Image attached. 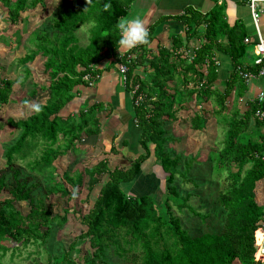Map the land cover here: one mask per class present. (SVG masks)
I'll list each match as a JSON object with an SVG mask.
<instances>
[{
  "label": "trees",
  "instance_id": "1",
  "mask_svg": "<svg viewBox=\"0 0 264 264\" xmlns=\"http://www.w3.org/2000/svg\"><path fill=\"white\" fill-rule=\"evenodd\" d=\"M45 1L0 0V5L9 24H16L21 19L24 21L22 13L33 10L38 4L44 7ZM132 1L60 0L48 14L50 19L42 22V29L36 30V27L28 35L30 46L25 44V53L19 58L23 65V80L30 74L26 64L35 56H41L47 82L32 84L29 96L33 97L38 92L37 87L47 93L45 101L39 102L41 111L36 112L31 107L24 118L6 121L11 127L10 138H14L3 143L4 163L0 165L1 254L9 249L2 243L4 239L19 245L38 240L42 243L52 230L66 222L69 209L64 208L61 216L53 214L50 195L71 200L85 189L88 199L94 186L101 182L91 206L84 214L77 213L76 216L85 227L77 239L88 241L93 249L91 259H85L89 264H109L108 253L124 264H233L235 260L239 264H258L253 259L254 231L260 222H264V206L255 199V185L264 179V133L261 129L264 122L254 115L258 107L256 103L249 104L244 110L236 104L245 89V81L236 68L246 67L247 46L243 43L246 30L239 22L229 25L217 10L205 16L188 10L185 15L187 41L196 35L198 25L205 23L204 42L197 49H189L187 41L183 43L179 34H173L169 47L159 45L149 54L153 39L150 28L146 43L128 51H119V31L115 25L127 14ZM105 4L109 5L107 9ZM90 21H94V27L88 28L89 41L80 47L74 32ZM219 38L226 41L221 43ZM192 49L195 55L189 60L187 52ZM215 50L226 53L230 58L231 72L218 82L220 87L214 84L217 73ZM120 54L134 56L128 64L124 87L130 92L131 86L137 84V89L130 95L142 152L128 166L110 164L102 158L92 167L75 171L73 175L66 170L48 184L46 174L56 173L53 165L56 158L67 153L77 157L81 136L101 132L97 114L104 108L111 109V103H90L87 97L81 96L79 87L89 88L88 81L84 79L86 74L94 83L103 70L114 65L116 68ZM103 59H110L109 64L104 68L97 67ZM145 62L152 70L148 80L134 71ZM204 66L206 75L202 72ZM247 69L252 68L248 65ZM202 79L204 81L200 84ZM14 84V78L0 80V105L14 101ZM232 90H235V97L229 106ZM140 94L143 99L135 105ZM193 94L212 101L215 107L213 116L222 128L223 140L222 146L210 152L209 157L214 174L225 173V183L216 199L224 213L223 226L218 232L206 231L197 235H190L183 229L180 218L170 209L171 199L176 193L175 187L170 185L176 174L187 180L191 160H184V171L178 168L181 155L166 149V143L173 138L165 129L168 119L177 120L176 115L186 98ZM21 102L28 101L22 98ZM205 120L198 111L189 118V125L199 130L204 127ZM39 144H42L39 157L26 161L24 165L19 163ZM152 152L169 184L165 190L164 206L156 205L151 195L130 196L122 188L124 183L132 181L141 172V164ZM186 200L180 199L175 204L181 209ZM16 202H25L28 210L22 213L15 206ZM192 215H201L205 219V215L197 211ZM18 244L11 249H16ZM74 244L75 241L70 242L67 249L53 256L52 264H78L69 256Z\"/></svg>",
  "mask_w": 264,
  "mask_h": 264
},
{
  "label": "rangeland",
  "instance_id": "2",
  "mask_svg": "<svg viewBox=\"0 0 264 264\" xmlns=\"http://www.w3.org/2000/svg\"><path fill=\"white\" fill-rule=\"evenodd\" d=\"M60 0H46L45 6L42 7L39 4L31 11L22 13L21 22L16 24H9V21L5 17V10L0 5V80L5 78H14L15 84L13 85V102L0 105V165L4 163L3 158V143L13 141L10 138L9 130L11 127L7 125V119L14 120L24 118L31 111V107L34 103H42L45 101L46 92L39 90L33 97L29 96V91L32 88V84H45L47 77L43 71L42 63L44 58L37 55L35 58L26 64L29 67L30 74L24 80L23 65L19 62V58L25 53L24 46L27 43L28 35L36 27L42 29V22H46L50 19L49 15L51 11L56 7ZM48 17V18H47ZM40 25V26H38ZM252 26V25H251ZM89 24L80 25L74 32L76 36V42L80 47L87 45L89 41ZM253 29V26L251 27ZM26 45V46H27ZM194 47V46H193ZM148 50L155 51L156 48L150 45ZM190 49V48H189ZM139 52V51H138ZM252 56L248 57L247 64L252 63ZM109 64L110 59H106ZM115 68V65L113 67ZM136 70V71H135ZM135 73L141 75L147 80L152 72L148 65V62L142 63L135 68ZM93 85V84H92ZM80 86V90H81ZM92 86H89L91 88ZM87 88L86 90H90ZM183 87H179L181 89ZM24 98L27 103H22ZM202 98V99H201ZM195 97L194 94L186 98L183 103L182 109L179 110L176 117L177 120L168 119L165 124V129L168 134L173 138V141L166 143V149L179 153L181 155L178 168L182 171L185 170L184 160H191L190 168L187 171V180H182L179 174L175 175V178L170 186H174L176 193L172 202H170V209L180 218V224L190 235H197L206 231L218 232L223 226L224 213L221 207L218 206L216 199L218 191L224 185L225 173L216 176L212 170V162L210 161L209 153L222 146L223 131L213 116L215 107L212 105V101L203 99L204 97ZM228 104L230 102L228 101ZM200 112L206 119L205 125L202 129L194 130L189 125V118L195 113ZM166 134V135H168ZM83 141L77 144V151L83 150L80 155H72L67 153L60 156L53 161V165L56 167V173H47L46 178L48 184H51L52 178H58L64 171H68L69 175H73L75 171H81L82 168L92 167L98 158L102 155H97L100 148H96L92 137H86L82 135ZM81 138V139H82ZM88 145V147H87ZM92 146V149L91 147ZM98 146V145H97ZM42 144H39L36 148L32 149L29 155L19 160L22 165L26 161L32 160V158L39 157L41 154ZM95 153V155H93ZM79 155V156H78ZM80 158V159H79ZM102 158V157H100ZM152 158H146L144 162L146 164L150 162ZM143 169V167H142ZM144 170V169H143ZM155 174L158 178V182L154 186L160 187V195L154 192L152 193L153 200L156 205L164 206L165 190L169 185L166 182V174L160 169L156 168ZM87 178L84 177V180ZM53 181V180H52ZM125 184V183H124ZM101 182L94 186L90 193V198L85 197L87 191L81 189L80 192L71 200L67 197H56L55 194L49 196V202H52L53 214L63 215L64 208H68L66 212V222L61 227H57L52 230L50 235L44 242L30 241L26 245H19L18 243L11 242L10 239H4L5 245L9 247L2 255L0 251V264H52L53 256L61 253L63 249H67L70 242L75 241L74 247L70 249L69 256L75 260L78 264H89L85 259H91L93 249L89 247L88 241L82 239L78 240L77 236L85 229L77 220V213L84 214L91 206L93 197L99 189ZM67 187L69 188L70 186ZM124 191H129L124 189ZM169 191V190H168ZM167 191V192H168ZM2 196L5 194L2 193ZM188 195V197H187ZM133 196V195H130ZM173 196V194H172ZM187 198L186 203L182 204L179 209L177 204L178 200ZM174 201V202H173ZM189 207H187V205ZM15 206L25 213L28 210V205L25 202H16ZM73 209L74 211H70ZM197 211L205 215V219L201 215L194 216L192 213ZM13 244V245H12ZM16 249H11L17 245ZM2 255V256H1ZM107 261L109 264H124V262L112 253L107 254ZM62 264V263H60ZM233 264H239L236 260Z\"/></svg>",
  "mask_w": 264,
  "mask_h": 264
},
{
  "label": "crops",
  "instance_id": "3",
  "mask_svg": "<svg viewBox=\"0 0 264 264\" xmlns=\"http://www.w3.org/2000/svg\"><path fill=\"white\" fill-rule=\"evenodd\" d=\"M188 10L194 11L200 16L208 15L217 10L229 25L235 22L241 23L246 30L247 36L254 38V27L251 29L253 24L245 0H133L129 4L127 14L124 17L138 15L143 20L146 28H151L153 31L151 46L154 48L159 45L169 47L173 34H179L183 43L187 41L185 15ZM204 26V22L199 24L196 35L188 39L189 48L199 46L204 42L202 36ZM259 29L264 38V15L260 17ZM218 40L221 43L226 41L225 38H219ZM245 45L247 46V52L245 53L244 61L248 62V57H253L252 44ZM214 57L218 61L214 84L219 86L218 82L231 72L230 58L226 53L218 50H215ZM105 63H107V60L103 59L97 67L104 68L106 66ZM91 86L90 90H86L87 87L82 86L81 96L83 98L87 97L90 103H111V109L104 108L97 114L101 132L86 137H92L91 139L96 144L95 149L97 147L100 148L97 155L101 153L100 157L106 158L110 164L128 166L130 161L142 152V148L138 145L139 129L133 119L130 92L125 90L119 80L116 69L113 68L103 70L98 80ZM261 89L264 90L263 76H257L245 82L244 93L236 101L240 110H244L249 104H253V98ZM234 97L235 90H232L228 98L229 106L233 104ZM258 107L264 109V99ZM261 129L264 133V124ZM81 138L80 141H83V138ZM90 147L92 149V146ZM150 148H152V145H150ZM81 151L83 150H80L79 155L84 152ZM100 157L98 160L102 159ZM148 158H152V160L147 164L146 162L141 164V172L132 181L122 185L123 189L128 190L129 188V191H125L128 195L139 196L148 194L152 196L154 189L155 193L160 195L161 188L154 186V184L159 183L155 171L160 166L156 164L153 152ZM255 199L264 206V179H261L255 185Z\"/></svg>",
  "mask_w": 264,
  "mask_h": 264
},
{
  "label": "built area",
  "instance_id": "4",
  "mask_svg": "<svg viewBox=\"0 0 264 264\" xmlns=\"http://www.w3.org/2000/svg\"><path fill=\"white\" fill-rule=\"evenodd\" d=\"M245 2L247 4L249 15L254 27V38H251L250 36H245L243 38V43L252 44L253 58L252 63L250 65L246 63V67L245 65L237 66L236 71L245 82H248L250 79L257 76L264 77V38L261 35L259 29L260 17L264 15V0H245ZM197 47L198 46H194L193 48L197 49ZM194 49L189 50L187 52L189 60L192 59L195 55ZM133 57L134 56L132 54H127L125 57L123 56V54L119 55L120 61L116 64V71L119 75V80L123 86L127 83L128 64L131 62V59ZM205 63V65L208 64L207 60H205ZM214 63L215 65H218V61L216 59L214 60ZM248 65L252 68L251 70L247 69ZM202 72L204 75H206L207 71L205 69V66L203 67ZM84 79L88 81V86H91L93 84L87 74L84 76ZM203 81L204 80L202 79L200 84ZM131 87L132 90L130 91V94H133V92L137 89V84H133ZM142 99L143 95L140 94L135 99V105H138ZM263 99L264 90L261 89L253 98L252 102L256 103L259 106ZM254 115L259 121L264 122V109H262L261 107H257L254 111ZM254 248V261L258 262V264H264V222H260V225L254 231Z\"/></svg>",
  "mask_w": 264,
  "mask_h": 264
},
{
  "label": "clouds",
  "instance_id": "5",
  "mask_svg": "<svg viewBox=\"0 0 264 264\" xmlns=\"http://www.w3.org/2000/svg\"><path fill=\"white\" fill-rule=\"evenodd\" d=\"M108 7V4L104 5L105 9H107ZM91 27H94V21L89 22V28ZM115 28L119 31V51L121 49L125 51L131 50L138 45L144 44L148 41V29L146 28L143 20L138 15L119 19L115 25ZM32 108L36 112L42 110V106L39 103H34L32 105Z\"/></svg>",
  "mask_w": 264,
  "mask_h": 264
}]
</instances>
